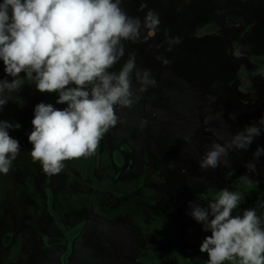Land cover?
I'll use <instances>...</instances> for the list:
<instances>
[{
  "label": "rangeland",
  "instance_id": "374dc122",
  "mask_svg": "<svg viewBox=\"0 0 264 264\" xmlns=\"http://www.w3.org/2000/svg\"><path fill=\"white\" fill-rule=\"evenodd\" d=\"M120 6L141 21L154 10L160 25L147 42H123L124 56L110 69L118 72L134 53L136 70H149L155 81L139 91L133 74L138 99L131 107H115L117 123L100 141L98 150L108 154L115 169L111 184H104L109 173L103 167L93 179H76L63 172L48 175L30 153L17 155L8 174L0 173L6 183L0 264L16 238L21 255L8 264H142L139 252L148 238L131 215L146 208L145 190L154 192L161 210L177 219L176 247L191 258L211 235L191 216L194 206L208 209L227 188L243 197L232 211L236 216L253 206L235 185L237 177L264 190V153L253 156L258 147L264 149V125L259 123L264 118V0H122ZM185 22L193 28L182 27ZM203 22L216 26L206 29ZM209 30L217 33L206 34ZM170 37L180 38L171 50ZM13 79L0 73V81ZM4 95L8 99L2 108H15L19 116L31 119L38 103L67 107L57 103L59 93L40 92L25 82ZM250 125L259 127L260 135L246 150L229 148L234 136ZM213 144L226 147L228 154L218 167L201 169L199 162ZM248 163L255 165L254 172ZM143 169L142 188L114 193L115 181L134 179ZM74 197L85 203L75 206ZM148 217L146 211V222ZM208 218H213L210 213ZM159 264L177 262L170 258Z\"/></svg>",
  "mask_w": 264,
  "mask_h": 264
},
{
  "label": "clouds",
  "instance_id": "9594fccd",
  "mask_svg": "<svg viewBox=\"0 0 264 264\" xmlns=\"http://www.w3.org/2000/svg\"><path fill=\"white\" fill-rule=\"evenodd\" d=\"M121 3L122 0L0 3V59L4 71L14 77L11 82L0 81V108L7 103L5 92L17 91L24 83L19 78L21 72L34 80L40 92H57V103H67L63 110L45 103H38L34 109L33 130L28 135L31 157L48 175L58 174L63 161L90 156L98 150L104 135L117 123L115 107H131L138 99L132 91L133 74L139 91L155 84L149 70H136L134 53L129 54L118 72L110 71L124 56L123 42H147L160 25L154 10H148L141 21L130 17ZM167 42L171 50L170 46L180 43V38L170 37ZM162 63L170 62L163 59ZM70 84L75 87H68ZM259 123L264 125V118ZM19 127L0 120V173L5 175L20 151L19 142L7 129ZM260 131L256 125L247 126L228 147L246 150ZM262 153L264 149L258 147L253 156L257 158ZM227 154L226 147L213 144L199 162L200 168L218 167L220 158ZM247 168L255 171L252 163ZM242 199L241 193L225 188L208 209L192 208L191 216L211 231L199 247L201 253H207L209 264H223L237 257L240 264H264V228L255 208L232 215Z\"/></svg>",
  "mask_w": 264,
  "mask_h": 264
},
{
  "label": "trees",
  "instance_id": "16d2710c",
  "mask_svg": "<svg viewBox=\"0 0 264 264\" xmlns=\"http://www.w3.org/2000/svg\"><path fill=\"white\" fill-rule=\"evenodd\" d=\"M0 3H3V0H0ZM3 71L4 64L2 59H0V73ZM19 77L27 84H35L34 80L28 78L23 72L19 74ZM71 85L73 84H70L68 87ZM0 120L20 125L19 128H9L7 131L12 138L19 142L20 151L18 155L22 153H30L31 155L32 144L28 141V135L33 130V125L31 123L32 119L30 117L19 116L15 108L6 107L0 109ZM100 167L108 170L109 178L104 183L105 186H107V183L111 184V180L115 175V169L112 165V159L108 154L100 152L99 150L90 156L63 161V168L60 172L67 174L71 178L93 179L96 170ZM74 173H77V176ZM146 175L147 171L143 169L138 177L134 179L128 181H115L114 187L117 188L118 192L115 191L114 193L117 195H127L136 189L142 188L145 183ZM235 185L244 195L253 201V208H255L257 215L261 218V227L264 228V190L243 177H237L235 179ZM144 194L147 197L146 208L139 209L138 212L131 215L133 222L148 238L145 246L139 252L141 263L159 264L170 258H174L177 264H209L207 253H201L199 251L192 258L184 257L179 253L174 240L179 230L176 218L161 210L154 192L145 190ZM5 198L6 183L0 180V210ZM72 202L77 207L85 203V201L75 197L72 199ZM146 211L149 214L147 222L144 220ZM242 214L243 212L239 213V215ZM20 255V238H16L8 254H6L4 263H15ZM223 264H240V261L237 257L231 261L226 260Z\"/></svg>",
  "mask_w": 264,
  "mask_h": 264
},
{
  "label": "flooded vegetation",
  "instance_id": "af4514ba",
  "mask_svg": "<svg viewBox=\"0 0 264 264\" xmlns=\"http://www.w3.org/2000/svg\"><path fill=\"white\" fill-rule=\"evenodd\" d=\"M182 20H184V19H182ZM193 22H191V24H192ZM204 24H205V26H203V27H206V29L207 28H211V26L212 27H214V26H216L215 24H212V23H210V22H206V23H208L207 25H206V23L205 22H203ZM175 26V25H174ZM182 27H184V28H187V29H192L193 27L190 25V24H188L187 22H185V25H183ZM206 29H204V30H206ZM234 29V28H233ZM237 29H235V31H236ZM229 32H233L232 31V29H230V30H228V31H226V33H229ZM210 33H217V31H215V30H209V31H207V33L206 34H210ZM238 44H239V48L241 47V41L240 42H238ZM242 48H243V46H242ZM240 52V51H239ZM241 53V52H240ZM254 207V203H253V206H252V208ZM177 220V219H176ZM178 225H179V223H178ZM179 231V230H178ZM177 235V234H176ZM175 240V239H174ZM199 252V251H198ZM197 252V253H198ZM196 254V253H195ZM194 254V255H195ZM193 255V256H194ZM192 258V257H191Z\"/></svg>",
  "mask_w": 264,
  "mask_h": 264
}]
</instances>
